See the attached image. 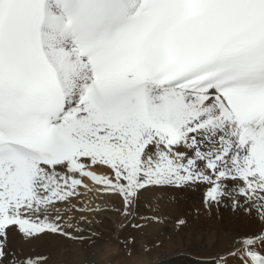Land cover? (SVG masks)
Returning <instances> with one entry per match:
<instances>
[{
	"label": "snow or ice",
	"instance_id": "6c2138e0",
	"mask_svg": "<svg viewBox=\"0 0 264 264\" xmlns=\"http://www.w3.org/2000/svg\"><path fill=\"white\" fill-rule=\"evenodd\" d=\"M184 189L250 225L195 264H264V0H0V264L117 239L89 193L138 230Z\"/></svg>",
	"mask_w": 264,
	"mask_h": 264
},
{
	"label": "rangeland",
	"instance_id": "374dc122",
	"mask_svg": "<svg viewBox=\"0 0 264 264\" xmlns=\"http://www.w3.org/2000/svg\"><path fill=\"white\" fill-rule=\"evenodd\" d=\"M102 170L103 169L97 170V172L100 173ZM159 196H163L165 200L158 201V212L156 214L159 215L161 211H165L169 214V218H167L164 223L149 221L151 223L150 224L145 221L144 223L147 224V227L138 230H133L128 227L120 228L121 223L124 222V217L116 211L117 208L122 206L119 197L115 195L92 193V201H89V197L87 196L88 200H86V202H88L89 207L101 210L85 213L88 223L83 226L87 230L95 233H108L109 230L114 231L118 229V238L101 240L99 242V246L90 245L87 239L83 242L70 241L68 243L66 240V243L63 240V242L61 241L59 243L61 251H59V248H56L54 252L55 254L53 253L51 257L52 264H74V261H76L77 264H157L155 259L156 252H159L160 250H163L164 252L166 251L162 248L164 242L167 244L168 240H172L171 242H173L174 240H180V238H182V243H185L186 241H193L194 245H192L190 251L186 252V255L192 261H197L198 259L206 258L212 254L216 249H207L208 247L204 246L217 244L218 238L225 233L224 230L221 231L214 228V233L211 234L210 228L214 227L211 225H215V227L219 228H226L222 221L227 222L229 223V229L231 232H235L232 229V226L242 225V227H238L236 232L247 230L250 227L246 221L242 222L241 220V222H238L237 220L243 218L233 214L230 208L226 206L213 208L211 212L205 211L203 205L200 203V190L184 189L175 192L160 193ZM197 208H199L198 213L195 211ZM211 217H215L213 218L214 222L209 221ZM178 218H182L187 221V223L183 226L190 225L193 227H197L199 225L197 223L198 220L208 219L205 220L206 222L203 221L205 224L203 227L190 233L187 232L183 226H180L177 223ZM207 225L209 227H207ZM205 228H209L210 231ZM179 229L180 233H178ZM129 236L133 237L134 240L129 243L127 247H124L119 242V238L126 239ZM157 239L162 241L159 246L156 244ZM105 241L111 242V246L104 248ZM165 246L166 245L163 247ZM67 247L72 249L69 250ZM65 253H67L66 256H64ZM152 258L153 260H151ZM57 261H60V263Z\"/></svg>",
	"mask_w": 264,
	"mask_h": 264
},
{
	"label": "bare ground",
	"instance_id": "6f19581e",
	"mask_svg": "<svg viewBox=\"0 0 264 264\" xmlns=\"http://www.w3.org/2000/svg\"><path fill=\"white\" fill-rule=\"evenodd\" d=\"M102 172H103V170L100 172V173H98V174H102ZM86 183H89V184H91V182L90 181H85ZM81 191H83V190H81ZM94 194V193H93ZM87 196L89 197V201H92V199H91V197H92V193H89V194H87L86 196H84V201H86V200H88V198H87ZM95 197V196H94ZM96 199V198H95ZM159 200H165V198H163V196H160V199ZM96 202V201H95ZM96 204V203H95ZM93 205V204H92ZM100 214V213H99ZM103 215V214H102ZM159 215H163V216H165L166 217V219L167 218H169V214L167 213V212H165V211H161L160 213H159ZM100 216H101V214H100ZM213 218H215V217H213ZM213 218L211 217L210 218V220L209 221H212V222H214V220H213ZM208 219V218H207ZM207 219H202V220H198L197 221V223L199 224L197 227H193V226H190V225H185V226H183L184 227V229L187 231V232H190V233H192V232H194L195 230H197V229H200L201 227H203V225H205L204 224V222L203 221H205V220H207ZM241 220H242V222L243 221H245L244 219H240V220H237L238 222H241ZM147 222H149V221H147ZM206 222V221H205ZM224 224H225V227L226 228H219V227H215V225H211V226H214V227H211L210 229H211V234H213L214 232H213V230H214V228L215 229H218V230H221V231H223L224 230V232H229L230 231V229H229V223H227V222H224V221H222ZM150 223V222H149ZM156 223V222H155ZM151 224V223H150ZM109 225V224H108ZM156 225V224H155ZM150 226V225H149ZM206 227V226H205ZM207 227H209L208 225H207ZM238 227H242V225H238V226H232V229L236 232L237 231V229H238ZM206 230H208V231H210V229L209 228H205ZM231 232V231H230ZM178 233H180V229H179V232ZM220 233V232H219ZM188 239V238H187ZM172 241V240H171ZM171 241H167V244H165V242H164V244H163V246L164 245H166L165 247H163L162 246V248H164L166 251L164 252L163 250H160L159 252H156V255H155V259H156V262H157V264H195V262H196V260L195 261H192L190 258H188L187 257V255H186V252H188V251H190L191 250V247H192V245H194L193 244V241H186L185 243H182L183 241H182V238H180V240L178 239L177 241H173V242H171ZM63 242V241H62ZM64 242H65V240H64ZM66 242L68 243V242H70V240L69 241H67L66 240ZM65 242V243H66ZM61 245V244H60ZM67 245V244H66ZM71 245V244H70ZM70 245H69V247H70ZM198 246V245H197ZM72 247V246H71ZM204 247H208L207 249H213V250H215L216 249V244H210V245H205ZM203 247V248H204ZM57 248H59V251H61V247L58 245V247ZM64 248V247H63ZM68 248V247H67ZM74 248V247H73ZM194 248V247H193ZM199 248V247H198ZM66 249V248H65ZM69 250H71L72 248H68ZM63 250V249H62ZM67 250V249H66ZM65 250V251H66ZM57 252V251H56ZM62 252H64V251H62ZM59 253V252H58ZM153 253H154V251H153ZM55 254V253H54ZM76 254H77V252H76ZM56 255H57V253H56ZM55 255V256H56ZM63 255V254H62ZM67 255V253H65V255L64 256H66ZM54 256V257H55ZM69 256V255H68ZM70 256H71V254H70ZM69 256V257H70ZM76 256V255H75ZM77 256H78V254H77ZM142 256H144V255H142ZM189 256V255H188ZM57 257V256H56ZM55 257V258H56ZM110 257V256H109ZM154 257V256H153ZM67 259V258H66ZM69 259V258H68ZM190 259V260H189ZM54 260V259H53ZM63 260V259H62ZM151 260H153V258L151 259ZM57 262H59L60 263V261H57ZM55 263V262H54ZM65 263V262H64ZM76 263V261H74V264ZM65 264H67V263H65ZM77 264V263H76Z\"/></svg>",
	"mask_w": 264,
	"mask_h": 264
},
{
	"label": "clouds",
	"instance_id": "9594fccd",
	"mask_svg": "<svg viewBox=\"0 0 264 264\" xmlns=\"http://www.w3.org/2000/svg\"><path fill=\"white\" fill-rule=\"evenodd\" d=\"M111 246V242L109 241H105V245H104V248H108Z\"/></svg>",
	"mask_w": 264,
	"mask_h": 264
}]
</instances>
